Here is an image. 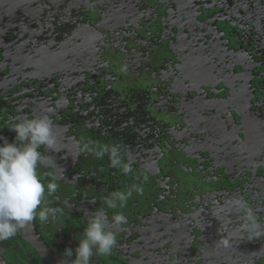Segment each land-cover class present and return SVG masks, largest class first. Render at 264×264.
Segmentation results:
<instances>
[{
	"label": "rangeland",
	"instance_id": "rangeland-1",
	"mask_svg": "<svg viewBox=\"0 0 264 264\" xmlns=\"http://www.w3.org/2000/svg\"><path fill=\"white\" fill-rule=\"evenodd\" d=\"M174 1L0 0V37L6 41L16 23V42L21 41L0 43V129L8 130L11 143L16 133L8 126L16 118L52 117L56 150L41 149L52 161L37 172L45 184L58 183L57 192L46 193L44 203L61 208L62 214L33 223L62 254L67 248L75 252L78 231L104 208L105 197L139 186L142 192L133 191L126 206L117 203L105 210L109 221L119 213L126 223H108L117 245L112 255L94 256L91 264H264V238H243L240 213L231 206L234 198L252 206L251 199L264 190V142L248 145L233 125L213 131L217 116H232L231 104L222 99L225 89L218 88L215 77L230 84L233 108L240 115L255 94L241 95L233 86L258 65H249L246 47L264 46V40L247 44L238 33L263 37L264 0L243 9L246 17L237 24L208 20L199 0H191L180 14ZM227 28L237 29L238 35L223 37ZM203 34L228 45L205 58L193 48L194 57L199 56L194 60L189 45ZM129 37L140 50L129 46ZM111 53L125 56L119 60L129 74L112 70ZM224 64L229 78H221ZM134 80L146 92L137 99L140 112L148 115L145 122L135 116L136 108L133 115L123 106L121 92L130 90ZM157 81L161 91L155 101ZM108 88L117 97H110ZM209 112L212 117L206 118ZM84 142L116 146L119 152L97 158L80 152ZM114 159L119 166H113ZM124 165L132 171L124 174ZM245 172L253 175L241 184ZM254 210L264 224V214ZM225 238L227 247L221 242ZM0 256L4 264H37L38 255L17 233L0 241Z\"/></svg>",
	"mask_w": 264,
	"mask_h": 264
},
{
	"label": "clouds",
	"instance_id": "clouds-1",
	"mask_svg": "<svg viewBox=\"0 0 264 264\" xmlns=\"http://www.w3.org/2000/svg\"><path fill=\"white\" fill-rule=\"evenodd\" d=\"M8 128L16 135L11 143L6 137L0 136V241L12 239L22 228L37 219L41 223H47L62 214L61 208L44 203L46 193L50 196L57 192L58 183L45 184L37 172L38 167L46 166L52 161L47 152H42L41 149L56 150L57 136L53 132L52 117H18L10 122ZM80 152L103 158L109 152L118 153L119 148L94 147L90 142H84L80 145ZM113 166H119V161L114 159ZM121 170L124 174L132 171L128 165H124ZM133 191L139 194L142 188L137 186L127 192L104 198V208L98 209L91 218L86 219V226L75 252L72 248L65 249L63 255L66 264H91L94 256L112 255L118 241L116 234L107 225L109 222L123 225L126 217L118 213L109 221L105 210L116 208L117 203L121 208L126 206ZM231 206L240 213L239 231L243 238H264V224L258 221L254 208L245 199L234 198ZM221 242L225 247L229 246L227 238Z\"/></svg>",
	"mask_w": 264,
	"mask_h": 264
},
{
	"label": "flooded vegetation",
	"instance_id": "flooded-vegetation-1",
	"mask_svg": "<svg viewBox=\"0 0 264 264\" xmlns=\"http://www.w3.org/2000/svg\"><path fill=\"white\" fill-rule=\"evenodd\" d=\"M221 1H224V2L217 3V1H216L215 3H212V1H210V0H199L198 1V5L203 6L202 7V8H204L203 9V11H204L203 15L206 13V15H204V16L207 17L208 20H212L213 22H218L217 20L221 19L222 21L225 20L228 24H230L231 21L234 22V23H231V24H237L236 22L244 20L245 17H246L245 14H247V13L243 12V9L249 11V10L253 9L254 6H257L260 3V0H226V1L225 0H221ZM189 3H191V0H175L174 1V5H172V6L178 13L183 14V13H185L187 11V6H188ZM180 4H184L183 11L181 10ZM10 17L8 19H10ZM16 26H19V25H16V23H15L11 27L8 26L9 30H10L9 34H7V36H6L8 39L5 41L4 38L2 39V37H0L1 38L0 39V43L1 44L7 45V44H11L13 42L14 45H18V43L21 42V41H19L18 43L16 42L17 39H19V37L16 35V34L19 33V31L17 30ZM1 28H4V27H1ZM236 30L237 29H235V28H233V29L227 28V29H225V31H222V36L223 37H227V36H230V35H232V36L235 35L236 36V35L239 34L240 38L241 39H245L247 44H252V43L258 41L259 39L260 40L261 39L264 40V35H263V37L259 36V38H258V35L253 36L252 34L250 36L245 37L244 36L245 35L244 32L235 34L234 31H236ZM214 31L215 30H211V32L213 34H214ZM0 34H2V33L0 32ZM213 34H208L207 36L205 34L197 35L198 39L195 37V39L193 40L194 43L193 44L190 43L189 48L191 49V51H190L191 55H192L191 57H193L194 60H197V58L199 56L197 55L196 57H194L196 52L193 51V48H195L196 51L197 50H200V51L202 50L203 51L202 55H203L204 58L207 55H209L210 52H212V53L215 52L216 53L218 51L225 50V48L228 45L227 42H224L223 40L222 41H216V40L212 41V40H210V37L214 36ZM24 38H26V37H24ZM130 47L134 48L135 50H140V48H141L139 45L130 46ZM256 47H255L256 49L255 48L246 47V49H248L249 52H250V53H248L249 55H247L248 57L251 58V60L248 62L249 65L253 66L255 64L254 61H256L257 64H258L254 68V73L253 74H249V73L245 74L244 77L241 80L238 79V81L236 83L237 86H233V87H236V89L241 92V95L243 94V95L246 96L248 94L251 95V93H253V94L255 93L254 96L251 97L252 101L249 102V107H247L248 109H246L244 111V109L242 108L241 110H243L244 113L240 115L239 114V113H241L240 109L237 108V106H235V108H233V106L236 103H234V101H235L234 94L230 95L233 92L232 88H230V86H229L230 84L228 82L222 81V80H221L222 82H219L216 79V77H215V82L217 81V84L219 85L218 88L221 89V90L225 89L223 91V93H222V99L224 101H228L231 104L230 113H231L232 116H231L230 119L228 117L223 116V115L217 116L214 119V124H213V131H218V132L224 131V130H229L231 125L235 126L234 131L236 132V134H238L243 141H245L248 145H250L252 147L255 146V145L262 144L264 142V46H256ZM189 48L185 49L183 45L181 46V49L186 51V53L189 52V50H190ZM17 50H20V49H17ZM17 50H16V52H17ZM213 57L217 58L216 55H214ZM225 59H228V57H226ZM201 61H202V58H201ZM225 62H229V61L227 60ZM225 62H223V63H225ZM32 63L33 62L27 63V65L31 66ZM218 64H220V62H218ZM125 66H126V63H124V61H123L122 65L116 66L115 67L116 69L112 67V70H115L114 72L116 74L118 72V75L124 74V73H122L123 71H125V73L129 74L128 73L129 71H128V69H125ZM220 71L222 73H225V75L221 76V78H225V77L229 78V76H230L229 67L226 66V64H224V69L223 70L220 69ZM246 79H248V81ZM134 82H136V80H134L132 82V84L131 83L129 84L130 85L129 89H133L134 88V86L136 85ZM240 85H244V90L243 91L240 88ZM153 87H154L155 91H154V94H153L152 98H153V100L156 101V96L161 91V86H160L159 81L154 82L153 83ZM214 87L215 86L212 85L210 88L213 89ZM213 90L208 89L206 91V94H207V96L209 98H213L215 96L214 93L212 92ZM259 91H260V94L257 95L259 93ZM124 96L125 95L122 96V98H124L123 105L126 102L125 101L126 96L125 97ZM127 97L129 99L131 96L129 95ZM128 103H132V101L128 100ZM133 107H134V105H133ZM238 109H239V113H238ZM127 111H128V113H133V115L135 113V112H129L128 109H127ZM211 114L212 113H210V112L207 113V117L206 118H211L212 117ZM243 124L246 126V130L251 132V134H250L251 135L250 136L251 139L250 140H248L247 137H246V134H245V132L243 130ZM231 128H233V127H231ZM144 129H146V128H144ZM5 130L3 128L0 129V136H4V137L7 138V140H11L9 135H8V130H6V131ZM135 130H134V132H135ZM210 135L212 136V134H210ZM249 174H252V172H249V173L245 172V174L242 173L243 176L239 174L241 176V178H242V183L241 184L245 183L248 178L251 179V176ZM236 175H238V172H237ZM252 184H253V182H252ZM241 188L243 189V186ZM244 191H245V189H244ZM251 201H252L251 202L252 203L251 207H253L254 203H257V206H254V208H256V210L260 214L263 215L264 214V190L262 191V193H256V196H254V198H252ZM32 224H33L35 230L38 232V234L48 244V246L66 262V260H65L66 258H64V255L61 252H59L58 248H56V246H53L51 244V242H49L45 238V236L40 234V232L37 229L38 228L37 224L35 222L34 223L32 222ZM83 231L84 230H79L78 231V236H79L80 239L82 238ZM18 234H19V232H18ZM25 242L30 247H32L26 240H25ZM33 250L36 252V250L34 248H33ZM0 259L2 261L1 256H0ZM34 259H35L37 264H45L39 255L36 258H34ZM2 263L4 264L3 261H2ZM18 264H27V261H24L23 263H18ZM28 264H34V262L32 261V262H30Z\"/></svg>",
	"mask_w": 264,
	"mask_h": 264
},
{
	"label": "water",
	"instance_id": "water-1",
	"mask_svg": "<svg viewBox=\"0 0 264 264\" xmlns=\"http://www.w3.org/2000/svg\"><path fill=\"white\" fill-rule=\"evenodd\" d=\"M181 10L184 9V4H180ZM248 81V79H246ZM248 86V85H247ZM246 86V87H247ZM242 91L244 90V85H240ZM243 130L246 134L248 140L251 139V132L246 130V126L243 124ZM19 234L36 250L37 254L41 257L45 264H66V262L57 255L44 241V239L35 230L33 224L22 228ZM0 264H3L0 259Z\"/></svg>",
	"mask_w": 264,
	"mask_h": 264
},
{
	"label": "trees",
	"instance_id": "trees-1",
	"mask_svg": "<svg viewBox=\"0 0 264 264\" xmlns=\"http://www.w3.org/2000/svg\"><path fill=\"white\" fill-rule=\"evenodd\" d=\"M129 46H135V45H137V42H136V40L133 38V37H129ZM132 44V45H131ZM120 58H124L125 56H119ZM119 57H117V55H115V54H113V53H111L110 54V59H109V63H110V65H111V67H113V68H115L116 66H119V65H121V63H119L120 62V60H119ZM124 60V59H123ZM116 69V68H115ZM107 88V87H106ZM108 90H109V96L110 97H112V98H115V97H117V94L115 93V91L114 90H112V89H110V88H108ZM119 92H121V91H119ZM121 93H123V95H125L126 96V98H125V104L123 105L124 106V108L127 110H129V112H134L133 110H132V108H133V105H134V108H136V111H137V114L135 115L136 117L137 116H140L139 117V120L140 121H143V122H145V121H147L148 120V115H145L146 113H144V112H140L141 111V109L139 108V106H138V102H137V99H138V96H140V97H142V98H144L143 97V94H146V92H144V88H141V85L139 84V85H135L134 86V88L133 89H130V90H126V91H123V92H121ZM131 96L129 99H128V97L127 96ZM124 96V97H125ZM128 100H131L132 101V103H128ZM111 105L113 106V102H111ZM152 106V105H151ZM153 109H152V117H154V115H153Z\"/></svg>",
	"mask_w": 264,
	"mask_h": 264
},
{
	"label": "bare ground",
	"instance_id": "bare-ground-1",
	"mask_svg": "<svg viewBox=\"0 0 264 264\" xmlns=\"http://www.w3.org/2000/svg\"><path fill=\"white\" fill-rule=\"evenodd\" d=\"M254 128V127H253Z\"/></svg>",
	"mask_w": 264,
	"mask_h": 264
}]
</instances>
